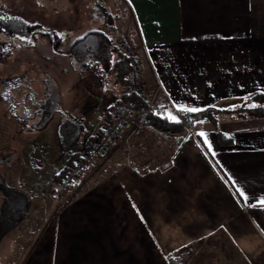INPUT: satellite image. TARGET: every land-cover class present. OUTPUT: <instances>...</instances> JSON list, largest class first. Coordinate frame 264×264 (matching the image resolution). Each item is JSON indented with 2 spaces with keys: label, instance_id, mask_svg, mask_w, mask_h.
<instances>
[{
  "label": "crops",
  "instance_id": "crops-1",
  "mask_svg": "<svg viewBox=\"0 0 264 264\" xmlns=\"http://www.w3.org/2000/svg\"><path fill=\"white\" fill-rule=\"evenodd\" d=\"M73 2L75 38L93 29L110 33L117 46L125 38L138 57L148 95H154L157 81L162 85L165 96L159 93L157 99L168 106L169 120L177 114V101L233 110L231 105L243 106L242 97L264 91V0ZM45 39L39 36L33 46L43 50L37 56L48 68L43 80L53 81L62 113L67 103L61 91L83 72L65 54L69 46L56 52L47 40L45 50ZM88 67L103 76L100 92L111 93L106 99L112 106L124 90L98 63ZM4 101L0 105L6 110ZM43 101L44 96L32 104L34 112L26 110V127L18 122L22 115L14 113L8 137L0 132V153L11 145L38 143L39 133L29 126ZM106 110L83 143L102 133ZM224 116L230 122L220 126L218 120L221 138L207 120L195 123L190 134L162 133L150 125L139 136L125 130L111 156L91 160L83 177L59 197L53 195L52 204L35 200L36 178L31 189L12 186L25 194L29 207L8 231L2 230L6 217L0 220V264H170L169 257L173 264H264V211L238 203L242 198L234 196L231 182L220 179L224 170L214 169L197 147H205L197 133H209L218 153L209 154L212 162L219 159L254 198L264 196V116Z\"/></svg>",
  "mask_w": 264,
  "mask_h": 264
},
{
  "label": "rangeland",
  "instance_id": "rangeland-1",
  "mask_svg": "<svg viewBox=\"0 0 264 264\" xmlns=\"http://www.w3.org/2000/svg\"><path fill=\"white\" fill-rule=\"evenodd\" d=\"M74 12L75 2L73 0L66 2L65 0L46 2L0 0V16L20 17L24 21L39 24L45 30L57 34L62 41L61 50L66 49L76 39ZM43 42H45L42 44L43 49L46 50L49 48L47 39ZM33 45L32 43L28 49H23L24 46L19 38L9 39L0 33V99L3 101H6L8 97L9 100L12 99L7 103L4 101L6 110L4 105H0V132L6 133L1 134L2 136L8 137L7 135L10 134L14 113L23 115L26 110L34 112L35 107L32 104L35 103L37 106V102L46 93L57 89L54 84H52L51 90L46 87L49 79H43L48 68L45 67L44 70L42 62L37 58L39 52L43 53L42 49L38 44H36V48ZM4 49L9 52L1 57L5 54ZM52 62H54L53 59ZM101 81H103V76L99 75L96 69H89V67L79 78H73L72 86L67 88L63 92L64 94L61 91L62 99L67 103L65 111L62 113L57 111L48 129L37 132L39 133L36 135L38 143H32V147L31 145L29 147L15 145L16 150L11 145L6 151L0 153V183L4 180L9 186L19 185L22 188L31 189L29 186L36 178L38 183L35 184L33 191L37 192L39 197L35 200H41L42 197L41 202L43 203L46 201L51 204L56 202L52 198L53 174L63 167L66 159V156L61 155L57 141L59 127L65 122L74 123L76 121L82 122L84 126V134L80 141L77 145L72 146L69 152H73L83 145L85 134L95 132V129L100 125L101 111L108 109L113 103L108 100L112 97L111 93L108 94L109 97H106V94L100 92ZM5 93H7V98L4 96ZM44 101L40 105H43ZM59 107L60 105L58 110ZM220 118L221 120H219ZM219 119L220 126L224 124V121L230 120L226 116H220ZM185 132L190 134V128L186 127ZM110 156L111 154L107 158ZM107 158L101 161L105 162ZM28 181L30 182L28 183ZM34 204H36L35 201Z\"/></svg>",
  "mask_w": 264,
  "mask_h": 264
},
{
  "label": "trees",
  "instance_id": "trees-1",
  "mask_svg": "<svg viewBox=\"0 0 264 264\" xmlns=\"http://www.w3.org/2000/svg\"><path fill=\"white\" fill-rule=\"evenodd\" d=\"M0 33L4 34L9 39H20L21 36L25 37L26 39L24 40L20 39L25 48H28L36 40L37 36L46 37L52 49L56 52H61L60 46L62 41L57 34L45 30L39 24H33L29 22L24 23V20L20 17L19 19H9V17H5L4 20L0 21ZM28 40H31V43H28ZM8 52L9 51L7 49H4L5 54L1 57H4L6 54H8ZM65 54L69 57L72 63L79 66L81 72H85L91 62L98 63L101 68V72L103 74L111 75L113 77L114 83L124 90L125 80L131 68V60L121 53L118 46L114 43L110 33L105 34L97 30L89 31L83 36L75 39L69 45L65 51ZM52 84L53 81L49 79L46 87L50 88L51 90ZM44 99L45 101L43 105L39 106L40 115L37 121L33 125L29 126L30 131H44L48 124L54 119V115L58 111V106L60 103L58 100L57 90L54 89V91H49V93H46ZM11 100L12 99L9 100L8 97L6 99V103L10 102ZM250 101L252 103H257L258 107L250 109L245 106L244 102L243 106L233 110L207 108V111L196 115H189L186 119L181 115V119H183L182 124L169 122L170 120L168 116L165 118L150 116L148 118L147 124L152 126L158 132L181 134L185 132L186 127L191 129L194 123H196L195 121L207 120L217 130V136L221 138L223 136L221 132L218 131V119L220 116L229 114H233L238 117L264 116V96L255 94ZM247 103L250 102L248 101ZM119 107H124L133 111H139L143 109L144 104L135 94L124 91L118 97L116 102L106 110L103 116V122L106 123ZM29 119V112H25L21 118L19 117L18 122L21 126L26 127ZM61 126V128L59 127L58 139L61 153L63 156H66V159L63 168L53 177V184L55 187L72 169L74 158L76 157V153L79 148L73 152H69V149L72 146L77 145L80 141V138L84 134V126L80 121H76L74 123L65 122ZM84 144L85 143H83V145ZM91 144L92 143H89L88 146ZM0 193V220L6 217V221L2 230L6 228L8 231L17 223H19L26 214V211L29 207V199L21 190L7 185L4 181L0 183ZM168 262L173 264L172 257L168 258Z\"/></svg>",
  "mask_w": 264,
  "mask_h": 264
},
{
  "label": "built area",
  "instance_id": "built-area-1",
  "mask_svg": "<svg viewBox=\"0 0 264 264\" xmlns=\"http://www.w3.org/2000/svg\"><path fill=\"white\" fill-rule=\"evenodd\" d=\"M118 47L121 53L131 60V68L125 80L124 91L135 94L144 107L139 111L124 107L116 109L103 127L102 133L93 140L92 144L90 146L84 144L77 150L72 169L54 189V198L59 197L60 193L76 184L83 177L91 160L107 158L125 130L129 129L133 136H139L150 116L158 118L168 116V106L165 105L167 107L162 108L163 104H160L157 99L159 93L165 96L160 82L157 81L154 95L149 96L142 78L138 57L133 48L125 38L118 40Z\"/></svg>",
  "mask_w": 264,
  "mask_h": 264
},
{
  "label": "snow or ice",
  "instance_id": "snow-or-ice-1",
  "mask_svg": "<svg viewBox=\"0 0 264 264\" xmlns=\"http://www.w3.org/2000/svg\"><path fill=\"white\" fill-rule=\"evenodd\" d=\"M129 3H131V0H129ZM5 17L0 16V21L4 20ZM9 19H19V17H9ZM24 23H28L27 21H24ZM95 31V29H93ZM222 39H230L231 37H221ZM20 39L24 40L25 37L21 36ZM195 39V38H193ZM28 43H31V40H28ZM211 86V85H209ZM260 95H264V91L260 92ZM5 98H7V93L4 94ZM253 96V93H249L247 96L242 97L241 99L245 101V106L252 109L258 107L256 103H247L249 100H251ZM162 108H165L167 106L161 105ZM174 107L177 110L176 115H171V120L169 122L175 123V124H182L183 119H181V115L186 119L189 115H196L202 112L207 111V108H201L199 106H194L191 104H182L179 101H177L174 105ZM209 107H215V105H209ZM239 107V105H231L232 109H235ZM196 123H203V121L197 120ZM198 136L202 138V144L205 147H202L200 143L197 144V147L201 149V152L205 155L206 159H209V163L212 164L213 168L215 169L217 165L220 166L221 169L224 170V174L220 176V179L224 181L226 185L231 182V187L235 189L234 196L238 195L240 198H242V201L238 200V203H243L244 206L251 208V209H257L264 211V196L260 197H253L249 193H247L242 186H239L238 181L231 175L230 172H228L226 169L223 168V165H221V162L219 159H215L214 163L212 162V159L209 158V154L211 158H215L218 156V153L214 150V142L210 138L209 133L200 131L197 133ZM227 136V134H225ZM226 177V179H225ZM255 200V202H252Z\"/></svg>",
  "mask_w": 264,
  "mask_h": 264
}]
</instances>
